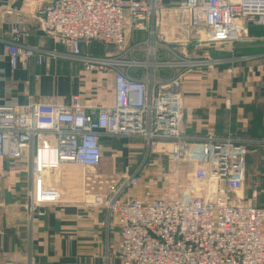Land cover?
<instances>
[{
	"label": "built area",
	"instance_id": "2783aa9c",
	"mask_svg": "<svg viewBox=\"0 0 264 264\" xmlns=\"http://www.w3.org/2000/svg\"><path fill=\"white\" fill-rule=\"evenodd\" d=\"M177 9L189 15L197 48L232 45L250 27H264V0H180ZM165 11L161 0H50L42 6L44 34L68 49L86 72L111 73L115 101L88 109L76 95L68 104L0 105V160L28 165L26 208L33 219L43 215V207L61 203L52 175L63 166L97 170L104 141L140 140L143 161L127 167L108 196L99 192L85 202L105 212V228L119 229L121 264H264V206L241 196L247 158L264 150V139L186 134L179 87L185 73L206 62L167 46L161 33ZM132 33L146 39L130 44ZM29 35L26 25L14 23L4 41L13 71L27 61L46 62L48 52L24 43ZM92 43L114 52L84 56L82 46ZM163 52L168 58H160ZM162 71L169 76L161 77ZM154 151L171 163L192 166L188 198L130 194ZM95 184L92 177L83 179V188ZM109 258L108 249L105 264Z\"/></svg>",
	"mask_w": 264,
	"mask_h": 264
},
{
	"label": "crops",
	"instance_id": "0c3cea01",
	"mask_svg": "<svg viewBox=\"0 0 264 264\" xmlns=\"http://www.w3.org/2000/svg\"><path fill=\"white\" fill-rule=\"evenodd\" d=\"M48 1L0 0V105L68 104L73 96L79 95L88 109L112 106L115 101L113 75L103 71L86 72L80 62L69 56L68 49L42 31L38 12ZM179 1L161 0L166 9L161 33L169 48L187 51L195 45L189 28L190 17L177 9ZM14 23L28 27L30 35L24 42L26 45L49 53L42 66L31 60L20 64L16 71L11 69L4 41L9 39ZM145 39V34L132 33L129 43ZM96 46L104 47L100 43L83 45L82 54L100 57L103 53L94 52ZM224 46L218 50L215 60L198 59L206 62L201 68L212 66V69L192 70L182 78L179 88L184 98L186 134L192 138L214 134L262 140L264 27H250L242 41ZM160 58L166 59L168 54L163 52ZM212 61H215L213 65ZM135 73L143 75V72ZM121 142V154L128 157L132 143ZM107 143L115 145L114 140ZM23 164L0 160V264H105L108 249L109 264H121L119 229L105 228V212L85 203L99 192L108 196L109 188H61L64 182L72 180L71 165L63 166L52 175L53 185L62 194L61 203L43 207L42 216L36 214L30 219L26 208L27 183L22 184L17 169ZM144 179L142 176L131 195L145 192L154 195V188Z\"/></svg>",
	"mask_w": 264,
	"mask_h": 264
},
{
	"label": "rangeland",
	"instance_id": "374dc122",
	"mask_svg": "<svg viewBox=\"0 0 264 264\" xmlns=\"http://www.w3.org/2000/svg\"><path fill=\"white\" fill-rule=\"evenodd\" d=\"M220 48L221 47H192L188 49L186 53L188 57L192 59L210 58L215 60L214 58L217 57V52ZM94 52L109 54L114 52V48H105L100 46V48L97 47ZM103 54L99 55L100 57L98 58H104L105 56L103 57ZM201 69L209 70L212 69V66L198 68L194 71ZM121 141L122 140L117 139L114 140L115 145L113 146H110V144L105 142L103 145V162L97 170L84 171L80 167L73 165L69 166V172L72 180L70 182H64L61 188H83V179L86 176L92 177L93 181L96 179V184L93 185L94 188L119 187L121 177L124 175L125 169L129 166L131 167V165H135L137 167V165L143 161V153L145 151L143 142L140 140L138 141L137 139H131L129 140L132 143L131 152L128 157H125L121 154ZM146 164V169L143 174V176H145L144 180L150 184L149 186L151 188H154L155 197L180 199L188 198V191L191 186V174L193 170L191 165H178L171 163L165 154L158 153L157 151L150 154ZM27 166L28 165L24 163L17 168L20 174L19 177L21 181L23 180L22 184L24 185L27 183L28 179ZM262 178H264V150H260L258 153L252 154L248 159L245 188L241 194L244 200H252L256 205H264V183L262 184ZM101 181L103 183H101ZM0 184L2 183L0 182ZM254 190H256V194H254Z\"/></svg>",
	"mask_w": 264,
	"mask_h": 264
},
{
	"label": "trees",
	"instance_id": "16d2710c",
	"mask_svg": "<svg viewBox=\"0 0 264 264\" xmlns=\"http://www.w3.org/2000/svg\"><path fill=\"white\" fill-rule=\"evenodd\" d=\"M161 77H167V76H169V72H167V71H162V72H160V74H159ZM105 142H107V141H104L103 142V145L105 144ZM251 156V155H250ZM249 156V157H250ZM249 157L247 158V167H248V159H249ZM142 159V158H141ZM131 167H132V169H134L136 166L134 165V166H132L131 165ZM246 176H247V170H246ZM263 179V178H262ZM257 206H264V205H257Z\"/></svg>",
	"mask_w": 264,
	"mask_h": 264
},
{
	"label": "water",
	"instance_id": "95a60500",
	"mask_svg": "<svg viewBox=\"0 0 264 264\" xmlns=\"http://www.w3.org/2000/svg\"><path fill=\"white\" fill-rule=\"evenodd\" d=\"M9 263H10V262H9ZM9 263H8V264H9Z\"/></svg>",
	"mask_w": 264,
	"mask_h": 264
}]
</instances>
